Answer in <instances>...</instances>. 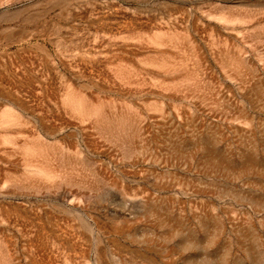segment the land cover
<instances>
[{"label":"rangeland","instance_id":"rangeland-1","mask_svg":"<svg viewBox=\"0 0 264 264\" xmlns=\"http://www.w3.org/2000/svg\"><path fill=\"white\" fill-rule=\"evenodd\" d=\"M0 264H264V0H0Z\"/></svg>","mask_w":264,"mask_h":264}]
</instances>
